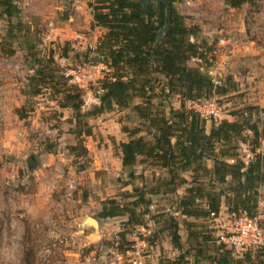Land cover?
I'll return each mask as SVG.
<instances>
[{"label":"rangeland","instance_id":"1","mask_svg":"<svg viewBox=\"0 0 264 264\" xmlns=\"http://www.w3.org/2000/svg\"><path fill=\"white\" fill-rule=\"evenodd\" d=\"M17 1L22 7L20 19L35 32L32 37L38 38V49L43 55L52 50L55 60L65 71L76 69L83 63L97 66V80L82 88V110L97 105L95 102L101 93L100 81L108 69L94 53L100 29L90 27L92 20H89L91 9L88 1L93 0H34L31 6L26 4L28 0ZM179 1L180 6L184 5V0ZM174 5L184 16L187 26L197 27L195 37H190V40H200V25H209V14L190 18L186 9H181L177 3ZM248 9H259L256 0ZM71 17L73 20L70 22ZM6 28L7 23L0 20V41ZM72 32H77L78 36H72ZM18 41L13 42L15 53L12 56L0 52V264L107 263L112 258L111 253L116 248L125 249L137 232L132 223L126 222V215L99 218L101 201L115 198L128 208L132 207L136 191L140 194L144 181L147 188H150L167 178L165 170L148 162L136 165L133 169L135 176L132 175L133 171L121 167L118 145L128 138L122 129L140 127L152 132L154 130L146 122L141 125L132 110L114 108L90 118L89 122L87 120L92 127V135L83 138L87 154L75 156L69 150L71 145L78 144L73 133L75 127L71 110L60 108L51 100L49 90L36 96L31 94L32 87L27 77L33 71L26 67L24 51ZM207 47L211 49L213 45ZM243 60L236 58L227 62L233 74L228 73L231 72L229 67L223 72L219 71L221 78L216 72V81L219 82H213L225 87L227 93H214L199 100L200 103L205 100L215 101L220 113L216 119L206 122L205 131H209L212 122L224 119L232 121L240 118L244 111H251V121H255L263 133L256 151L263 154L264 96L258 98V88L254 91L253 85L249 88L250 84L258 83L261 76H251L254 77L251 81L242 79L246 72L241 69L243 67L246 71H257L262 75L264 60L257 64ZM188 64L194 63L190 59ZM228 77L232 78L230 82L226 80ZM154 86L156 88L151 91V96L156 109H164L167 113L170 105L179 107L178 97L166 95L162 90V82ZM138 102L140 99L136 97L134 103ZM18 113L24 115V118H20ZM140 134L150 138L145 132ZM244 135L249 140L252 133L246 130ZM248 140L238 141L237 150L239 157L246 163L254 157V149ZM46 147L51 150H46ZM78 152L80 149L75 151ZM212 164L208 158L204 160L203 167L210 169ZM193 167L180 172L187 183L181 185L176 193H166L163 186L161 193L156 195H147L141 191L143 202L135 209L144 211L141 219L142 225L151 230L147 237L149 244L165 236L169 237L170 231L165 230V227L174 218L179 225L178 232L183 240L184 251L195 252L201 249L204 259L210 260L209 254L221 245L217 242L218 235L231 231L229 228L232 222L240 214L228 218L230 224L222 228L215 226L217 224L212 220L213 215L200 218L181 215L177 198L185 192V188L190 184L207 188L210 184L209 171H193ZM147 199L150 200L149 205ZM198 204L205 207L204 202ZM86 215L97 219L99 226L80 227ZM256 217L264 232V207L257 208ZM188 233L192 234L191 239H188ZM254 249L264 251V246ZM186 257L189 258V255ZM167 260L166 256H155L154 264H166ZM190 260L193 261L190 264L197 262L193 258ZM205 264L208 262L205 261Z\"/></svg>","mask_w":264,"mask_h":264},{"label":"trees","instance_id":"2","mask_svg":"<svg viewBox=\"0 0 264 264\" xmlns=\"http://www.w3.org/2000/svg\"><path fill=\"white\" fill-rule=\"evenodd\" d=\"M177 2L88 1L92 15L90 27L105 30L97 41L94 53L108 72L100 81L99 103L83 111V89L70 82L69 76H65V69L57 63L52 50L43 55L38 49L39 40L32 37L35 32L20 19L22 11L17 0H0V20L7 23L6 33L0 41V52L12 56L15 53L13 44L20 40L18 44L24 51L25 65L33 71L27 77L32 87L31 94L36 96L49 90L51 100L60 108L71 110L75 127L73 133L78 144L71 145L69 150L75 156L87 154L83 138L92 135V127L88 123L90 118L114 108L132 110L141 125L146 122L154 130L123 127L128 139L118 145L121 165L123 169L133 171L137 164L148 162L165 170L167 178L150 188H147L144 181L140 194L135 188L136 199L132 201V207L128 208L115 198L102 201L99 218L126 215V222L132 223L134 227L142 225L144 211L135 209L143 202L141 191L147 195H156L161 193L163 186L166 193H176L181 185L187 183L180 172L188 171L190 166H194L193 171H209L210 184L207 188L192 184L185 188V192L177 198L181 215L200 218L212 213L216 217L224 201L231 215L245 213L249 217L256 216L258 188L264 183V153H257L256 150L263 133L257 123L251 121V111L240 113L241 117L232 121L224 119L212 122L207 133L205 124L208 119L187 105L189 101H199L214 93L225 94L228 90L215 84L206 71L188 64L195 57L205 61L210 48L204 41L198 43L190 40V37H195L197 27H189L184 23V16L175 8ZM253 2L224 0L231 8ZM167 3L170 5V23L167 25L168 30L164 31ZM159 31H162L160 36ZM231 79L228 77L226 80L230 82ZM161 82L163 92L175 95L179 100V107L170 105L167 113L164 109L154 107L151 96V91L156 88L154 84ZM136 97L140 102L134 103ZM18 115L24 118V115ZM246 130L252 133L249 140L244 135ZM141 132L150 135V138L141 135ZM240 140H248L254 149V157L247 163L237 152ZM79 149L80 153H75ZM46 150L51 149L46 147ZM208 158L213 163L210 169L203 167L204 160ZM132 175L135 176L134 171ZM200 202H204L205 207H200ZM165 228L170 231L168 235L172 246L181 249L176 219H170ZM187 236L191 239L192 234L188 233ZM115 250L120 251L118 248ZM251 251L254 252L252 262L263 264L264 251L247 248L242 250V259H233V250L223 245L214 249L215 256H211L210 260L217 264H246L251 260ZM202 252L201 249L196 250L197 254ZM187 254L188 251L182 252L174 259H168L166 264H189Z\"/></svg>","mask_w":264,"mask_h":264},{"label":"crops","instance_id":"3","mask_svg":"<svg viewBox=\"0 0 264 264\" xmlns=\"http://www.w3.org/2000/svg\"><path fill=\"white\" fill-rule=\"evenodd\" d=\"M184 1H185L184 5L180 6L181 3L178 0L177 5L180 6L181 9H186L187 16H190V18H193V16L195 15H197L198 18L199 14H204V15L209 14L210 19H213L215 21L214 23V21L211 22L209 19L208 20L209 25L208 24L200 25L202 26V31H201L202 35H200L201 39L200 40L195 39V41H197L198 43L204 41L207 46L213 45V47L210 49V51H207L205 61H202L197 57L191 58L194 64H189L190 66L199 67L202 71H206L209 69V71L212 72V75L210 77L214 80V82H219V80L216 81V74H217L216 72L218 71V75H219L218 77L221 78L222 75L219 71L223 72L227 70V68L229 67L227 66L228 65L227 62L231 61L232 59L243 58L245 61H250V63L252 64H257V62H259L260 60H264V0H256V5L258 6L259 9H255L253 11H251L252 9H248L252 7V4L250 5L249 3H244L237 8H231L224 3V0H184ZM34 2H35L34 0H28L26 1V4L31 6V4H33ZM89 18H90L89 20H92V15H89ZM69 20L71 22L73 18L71 17ZM197 20L199 21V19ZM97 28L100 29L99 34L101 36L105 32V30L100 27ZM223 33L226 36H224ZM74 35L78 36V33L72 32V36ZM211 37H213V39H210ZM213 48L214 49L218 48L221 50L218 53L213 54L212 52ZM230 70L231 72L228 73L233 74L232 72L233 70L231 68ZM241 70H243V72H246L244 78L242 79L251 81L254 78L251 76H257V75L261 76L259 82L250 84L249 88H251V85H253L252 88L253 91L256 88H258V91H256L257 92L256 95L258 96V98L263 97L264 76L262 75H264V73H262V75L257 71H254L253 73L252 71H246V69L243 67ZM95 103L98 104L99 100H97ZM248 155L250 156V153H248ZM258 194H259L258 208L264 207V183L260 184L258 188ZM100 210L101 207L98 212H100ZM87 216L88 215H86L85 217ZM85 217L82 219L80 223V227L88 226V225H82V222L85 219ZM231 217L232 215L228 213L227 207L224 201H222L219 214L216 217H213L212 220L217 224L215 225L216 227L222 228L230 224L231 220L228 218ZM99 224L100 222L98 221V226ZM181 244H183L182 238H181ZM183 248L181 247V249L179 250L173 248L169 240V237L167 236H165L164 239L161 238L157 239L155 242L153 241V243L148 244V248L144 251L143 264H154L155 256H162V257L166 256L168 259L174 256H178V254L185 252ZM152 253L154 254V258H152ZM188 255L189 258L188 257L186 258H188L189 264L190 262H193L190 260V258H193L194 261H197L196 264H205V261L206 263L208 262V264H217L215 261L209 260V258L204 259L203 252L201 254L199 253L197 254L196 251L194 252V250H189ZM209 255L213 257L215 256V253L211 252ZM243 255L244 252H242V250L241 251L235 250L231 252V256L233 257V259H242ZM249 255H251V260L246 264H255V261L252 262V259L254 258V252L251 251ZM102 264H104V262ZM156 264L158 263L156 262ZM263 264H264V259H263Z\"/></svg>","mask_w":264,"mask_h":264},{"label":"built area","instance_id":"4","mask_svg":"<svg viewBox=\"0 0 264 264\" xmlns=\"http://www.w3.org/2000/svg\"><path fill=\"white\" fill-rule=\"evenodd\" d=\"M220 50L213 49V54ZM97 66L93 63H83L78 65L76 69L65 71V76L70 77V82L79 88H85L88 84L97 80ZM209 76L212 75L208 71ZM212 81H214L212 79ZM101 90V89H100ZM188 106L200 113L205 119H216L219 116V108L215 101L205 100L204 102L189 101ZM211 215H213L211 213ZM234 216V214H232ZM231 231L221 233L217 237V242L227 249L233 251L244 250L247 248H262L264 246V232L258 223V218L249 217L245 213L238 215L232 222ZM135 233L127 247L120 251H113L112 258L104 264H143L144 251L148 248L147 237L151 234V230L144 226L135 227Z\"/></svg>","mask_w":264,"mask_h":264},{"label":"water","instance_id":"5","mask_svg":"<svg viewBox=\"0 0 264 264\" xmlns=\"http://www.w3.org/2000/svg\"><path fill=\"white\" fill-rule=\"evenodd\" d=\"M139 1L141 3H149V2L160 3L162 1L166 2V0H139ZM169 8H170V5H169V3H167L166 17H165L166 27L163 28L164 31H167L168 30L167 25H169V23H170V12H169ZM160 35H162V31H159V36ZM82 225H88V226H91V227H98V221L95 218L91 217V216H87L83 220Z\"/></svg>","mask_w":264,"mask_h":264}]
</instances>
